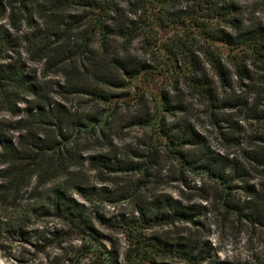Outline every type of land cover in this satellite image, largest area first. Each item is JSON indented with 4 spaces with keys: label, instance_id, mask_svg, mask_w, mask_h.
<instances>
[{
    "label": "trees",
    "instance_id": "trees-1",
    "mask_svg": "<svg viewBox=\"0 0 264 264\" xmlns=\"http://www.w3.org/2000/svg\"><path fill=\"white\" fill-rule=\"evenodd\" d=\"M121 3L128 5L129 14L135 18L126 26L115 21L122 12ZM259 5V10L249 14L248 19L241 11L239 0H41L40 5L18 0L17 14H21V19L15 16L11 4L0 0V18L5 16L9 6L12 28L22 20L31 30L25 44L26 52L33 55L35 62L44 61L48 65L53 60L54 69L69 67L74 71L65 73V81L56 86L60 94L88 96L92 102L106 104L115 97L109 90H128L135 96L130 100L140 103L149 86L168 69L174 68L176 83L182 82L192 97L214 113L221 108L220 97L224 92H219V87L205 75L198 54L204 56L223 91L231 86L230 70L238 82L249 80L252 73L264 76V21L255 16L258 13L264 17V0H260ZM70 10L80 13L62 15ZM36 14L40 24L33 18ZM136 22H142L147 31L157 32L169 27L178 31L177 40L165 49V69L150 71L146 66L133 67L125 59L107 56L109 39L118 34L124 38L133 36ZM78 29L82 30L79 41L71 44V33ZM96 38L104 50L99 57L92 47ZM1 39L6 41V34ZM217 47L228 52L226 62L215 50ZM63 52L65 56L61 58ZM42 93L40 86L17 65L0 63V111L5 108L14 116L17 105L24 100L20 96L29 97L25 119L16 123L15 131L19 133L16 141L8 137L10 126L0 120V161L4 167L0 172L1 204L15 207L19 195L33 181V192L36 193L39 187L68 178L71 170L82 165L75 151L78 137L101 132L108 118L116 114V109H111L109 117L100 115L83 123L75 120L63 104ZM178 110L177 105L170 104L166 93L160 92L155 98L153 113L137 121L153 130L154 139L149 144L145 161L128 168L129 172L141 175L140 185L134 193L147 186L158 165L157 154L162 152L172 162L178 173L177 180L183 185H186V177L192 174L218 187V207L226 217L231 215L236 221L264 227L263 191L249 190L244 202L235 203L232 200L236 189L234 183L241 180L242 175L233 173L231 167L234 164L230 161L202 160L191 153V146L200 144L194 130L185 122H166V116ZM260 118L264 122V114ZM37 127H52L55 135L40 133ZM262 158L264 165V155ZM63 180L46 195L47 208L58 218L69 216L80 222L81 214L73 199L66 195ZM204 210L200 205L186 204L163 194L136 202L134 214L109 222L107 226L124 234L127 240L122 264H170L158 263L157 260L162 258H175L184 264H228L213 260L211 249L200 240L189 242L184 233L146 238V232L158 226L174 229L189 224L201 226ZM12 231L11 221L0 217V238L3 233L9 236ZM80 233L85 254L92 264H121L93 233L84 228Z\"/></svg>",
    "mask_w": 264,
    "mask_h": 264
},
{
    "label": "rangeland",
    "instance_id": "rangeland-1",
    "mask_svg": "<svg viewBox=\"0 0 264 264\" xmlns=\"http://www.w3.org/2000/svg\"><path fill=\"white\" fill-rule=\"evenodd\" d=\"M2 1L11 4L15 16L22 19L21 14H17L18 0ZM27 1L32 5L41 4V0ZM259 1L239 0L244 17L249 19V14L259 10ZM120 7L122 12L116 16L115 21L117 24L129 25V20L134 21L135 18L129 14L126 3H121ZM9 11L10 7L7 6L5 16L0 18V63L17 65L33 83L40 86L42 95L63 104L75 120L87 123L100 115L109 117L111 109H116V114L108 118L101 132L81 134L78 137L75 151L82 165L71 170L68 178L39 187L36 193L33 192V181L19 195L15 207L0 203V217L9 219L13 226L12 234L8 236L3 233L0 238V264H73L77 259L76 264H92L80 239V230L83 228L93 233L122 264L127 240L124 234L109 228L107 224L134 214L136 202L163 194L173 200L204 207V214L200 217L201 226L189 224L177 226L176 229L158 226L146 232L147 239L163 234L173 235L174 232L184 233L189 242L200 240L206 248L211 249L215 261L264 264V227H253L244 221H236L231 215L226 217L218 207L220 190L216 185L192 174L186 177V185H183L177 180L178 173L172 162L162 152L157 154L158 165L147 186L136 193L141 175L128 170L132 165L145 161L149 144L154 139L153 130L137 121L153 113L156 96L164 92L170 104L179 107L178 111L166 116V122H185L198 136L200 144L191 146L193 148H188L189 151L191 149V153L202 160L218 163L230 161L234 164L231 167L233 173L242 175L241 180L234 183L236 189L232 200L235 203L244 202L247 191L252 189L264 193V165L261 164L264 155V122L260 118L264 114V76L252 73L249 80L238 82L227 67L231 73V86L223 91L204 56L198 54L205 75L219 87V92H224L220 97L221 108L214 113L199 99L192 97L182 82L176 83L174 68L168 69L149 86L150 89L144 92L146 94L140 103L130 100L135 96L128 90H109L115 95L110 103H95L88 96L60 94L57 91L56 86L65 81V73L71 74L74 71L69 67L54 69L53 60L48 65L44 61L35 62L33 55L26 52L28 48L25 39L31 30L22 20L16 24V28H12ZM78 13L70 10L62 15ZM255 16L264 21L262 15L256 13ZM33 18L40 24L37 14ZM81 32L78 29L71 33V44L79 41ZM3 34H6V41L1 39ZM177 37L179 33L174 27L157 32L147 31L142 22H136L133 36L124 38L118 34L109 39L107 56L125 59L133 67L146 66L150 71L163 70L167 63L165 49L172 46ZM92 47L97 52L96 56H101L104 50L97 38ZM215 50L223 55L226 62L228 52L220 47ZM64 56L63 52L61 58ZM123 93L128 96L121 97ZM20 97L24 100L17 105L16 115H10L5 108L0 111V120L10 126L8 137L13 142L19 137L15 131L16 123L25 119L28 109L29 97ZM37 129L51 137L55 135L52 127ZM3 168L0 161V172ZM62 180L66 195L73 199L77 212L81 214L80 222L71 220L69 216L58 218L47 208L46 195ZM157 262L184 264L175 258H162Z\"/></svg>",
    "mask_w": 264,
    "mask_h": 264
}]
</instances>
